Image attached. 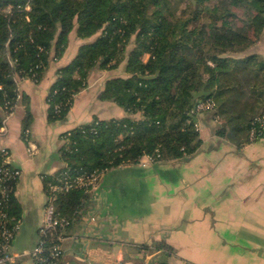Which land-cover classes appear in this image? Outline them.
<instances>
[{
    "label": "trees",
    "instance_id": "obj_1",
    "mask_svg": "<svg viewBox=\"0 0 264 264\" xmlns=\"http://www.w3.org/2000/svg\"><path fill=\"white\" fill-rule=\"evenodd\" d=\"M184 1L0 0V127L2 109L16 105L15 78L38 83L50 61L62 57L72 32L78 39H94L58 68L46 98L49 124L65 120L91 72L116 70L124 62L126 75L106 79L98 99L114 103L127 116L94 118L60 134L58 157L64 166L40 177L45 202L51 200L55 217L66 223L47 237L46 246L80 222L93 192L75 184L54 192L52 186L62 185L58 178L102 176L138 165L145 156L152 164L186 161L202 144L195 127L199 114H192L199 102L212 103L200 114L221 121L218 137L236 140L237 147L264 138L258 131L249 140L255 118L264 117V60L256 53L233 55L264 35V0ZM233 9L244 15L240 24L230 20ZM26 114L20 136L28 143L31 115ZM15 184L8 207L11 225L21 219ZM139 249L161 255L148 264H168L173 253L163 242Z\"/></svg>",
    "mask_w": 264,
    "mask_h": 264
},
{
    "label": "crops",
    "instance_id": "obj_2",
    "mask_svg": "<svg viewBox=\"0 0 264 264\" xmlns=\"http://www.w3.org/2000/svg\"><path fill=\"white\" fill-rule=\"evenodd\" d=\"M92 41L78 39L72 32L64 54L50 61L38 83L17 79L21 100L0 135V147L10 150L14 166L21 170L14 192L21 206V227L11 245L14 253L28 252L36 243L35 232L46 204L40 177L64 166L58 157L59 135L94 118L127 116L114 103L100 101V91L83 95L85 89L74 97L65 120L47 122L46 98L58 68L75 57L80 45ZM257 43L264 44V35L254 46ZM253 53L264 60V51L252 47L244 56ZM26 111L31 115L28 143L20 136ZM196 124L202 144L186 161L152 164L144 157L138 165L101 176L87 213L62 242V264H76L73 260L87 264L157 262L158 251L145 254L139 249L154 242L172 247L168 264H196L187 254L211 259L208 264H264V138L237 147L236 140L216 135L221 121L211 114H199ZM31 214L37 218L35 226L27 224ZM230 242L233 251L236 246L250 247L249 251L224 256Z\"/></svg>",
    "mask_w": 264,
    "mask_h": 264
},
{
    "label": "built area",
    "instance_id": "obj_3",
    "mask_svg": "<svg viewBox=\"0 0 264 264\" xmlns=\"http://www.w3.org/2000/svg\"><path fill=\"white\" fill-rule=\"evenodd\" d=\"M17 79L15 78L17 92L16 105L21 100V93L17 88ZM16 105L11 108L2 109L3 118L1 121L0 135L4 134L6 123L11 117V113ZM211 107L212 103L199 102L192 109V114L198 115L203 111L210 110ZM195 127L197 129V125ZM258 131L260 135L264 133V117L255 118L250 128V142H253ZM145 157L152 162L151 158ZM20 175L21 170L14 166L10 150L7 147H0V264H15L16 262H20V264H58L63 254L62 242L66 239V236L59 232L54 245L48 247L45 243L47 237L52 236L57 231L59 225H66V223L59 222L55 217V208L51 200L44 206L43 217L37 230L38 239L33 246L34 248L28 252L14 253L12 251V242L20 230L21 225L20 222H14L13 225L10 224L12 219L9 217L8 207L14 184ZM57 180L62 185L61 187L58 185L52 186L51 189L54 192L57 190L68 191L74 184L77 186L86 185L91 188V191H94L101 181V176L79 175V177L72 179L69 175H64Z\"/></svg>",
    "mask_w": 264,
    "mask_h": 264
},
{
    "label": "rangeland",
    "instance_id": "obj_4",
    "mask_svg": "<svg viewBox=\"0 0 264 264\" xmlns=\"http://www.w3.org/2000/svg\"><path fill=\"white\" fill-rule=\"evenodd\" d=\"M176 1L185 2L184 0H176ZM183 6H181V5L178 6L179 8H178V13L177 14H180L181 13V10H182L181 8H183ZM232 11L235 13V17L234 18H230V20L231 21H235L237 24H240L239 19H241L244 16L243 13L241 12V10H238V9H233ZM256 42H255V44H253L252 49L254 50V48H255V49L263 52L264 51V44H262V43H259L258 44L257 43L258 46H254V45H256ZM73 46L74 45L72 44L69 47L73 48ZM132 47H133L132 46V43L128 44V47L126 48V53L128 51H130V49ZM245 52H248V50L247 51H244L243 53L233 54V55L235 57H240V56H244ZM250 52L251 51H249V53ZM146 59H147V55H144L143 58H142V61H145ZM97 71L98 70H95L94 71V74H93L92 79H91V83H87V87L85 88L86 90L83 89V90L86 91L85 94H83V95H97V93L102 89V88H100L101 87L100 84H102V82L104 81V79L116 78V77H121V76L124 77L126 75V73L124 71V62H122L121 65L116 70H110V71H102V70H99L98 72ZM234 144H229V145L232 147V145H234ZM224 149H226V147H224ZM43 213H44V208H43ZM23 216H25V214ZM42 217H43V214H42ZM35 220H37V218L33 214H31V216L27 220V224L30 225V226H35V222H34ZM41 220H42V218H41ZM36 232H37V230H36ZM36 232H35V234L37 236V233ZM245 245L247 246V244H245ZM227 246H228L227 252H225L227 254L224 255L225 253H223L224 256H229V254H232V252H236V251H240V252L242 251V253H244V252L249 251V248H250V247L249 248L248 247L245 248V246H243V247L236 246V248L233 251V246L234 245L231 242ZM186 256H188L190 258V260L195 259L196 260V264H208L211 261V259H208V261H207L203 257H201V256H199L197 254H192V255L187 254Z\"/></svg>",
    "mask_w": 264,
    "mask_h": 264
},
{
    "label": "water",
    "instance_id": "obj_5",
    "mask_svg": "<svg viewBox=\"0 0 264 264\" xmlns=\"http://www.w3.org/2000/svg\"><path fill=\"white\" fill-rule=\"evenodd\" d=\"M76 264H87L85 261L81 260V261H77V260H73ZM123 264H146L143 261H137V260H131V261H125V263Z\"/></svg>",
    "mask_w": 264,
    "mask_h": 264
}]
</instances>
